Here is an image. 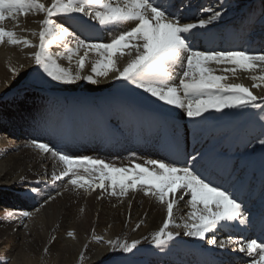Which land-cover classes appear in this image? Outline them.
<instances>
[{"label":"bare ground","instance_id":"1","mask_svg":"<svg viewBox=\"0 0 264 264\" xmlns=\"http://www.w3.org/2000/svg\"><path fill=\"white\" fill-rule=\"evenodd\" d=\"M42 2L51 4V0ZM175 5L182 15L188 16L182 22H191L193 14L207 19L210 13L200 9L211 7L220 11L221 17L213 24L246 32L251 39L261 43L264 50V0H186ZM41 19L43 13L30 11L27 15L18 14L16 22L5 20L0 26L15 31L18 37H27L38 43V35H32L31 30L39 31ZM209 26L211 30L219 31ZM94 32L87 34L94 38ZM103 38L111 39L112 35L108 32ZM202 42L204 39L198 43ZM36 50L23 44H0V264H114L118 257H110L113 251L105 241L116 237L129 242L133 239L140 241L132 253H127V264H212V259L200 255L191 246H216L183 235V228H169L181 235L163 250L151 242V233L162 225L166 215L164 206L154 197L145 195L139 188L129 190L126 196H113L110 189L103 196H100L99 189L90 195H85L82 189L74 191L69 185V177L52 180L53 170L59 174L63 166L50 154L39 153L31 144L37 139L72 155L103 159L117 167L158 158L174 161L175 157L163 147L158 118L168 113L170 122L179 125L172 117L189 119L186 113L156 100L127 81L112 79L111 74L108 78L93 74L98 83L81 79L65 84L49 78V89L28 86L26 90L24 84H28L26 80L30 71L38 67L31 56ZM52 51L64 50L53 46ZM95 59V54L90 53L82 75L92 74L90 64ZM126 60L127 57L120 59L121 68ZM59 62L69 66L67 59ZM210 67L216 74H226L223 69L228 66L213 63ZM71 68L76 70L75 60ZM253 74L259 75L260 69L255 73L238 70L235 77L227 73L228 82L251 87ZM19 88L24 92L13 94ZM252 91L264 96V85L252 88ZM262 109L251 106L221 112L209 109L202 117H197L199 120L193 118L195 123L201 122L202 128L195 133L192 142L179 139L180 145L187 150L193 147L192 153L182 155L181 159L189 164L192 156L200 154L194 168L199 174L200 162L210 161L219 151L217 143L229 134L222 146L235 144L236 150L243 152V158L258 160L261 157L260 161H264V145L260 143L264 140V120L261 119L264 115H259L264 114ZM137 126H140L138 131ZM203 141L205 147L212 144L205 151ZM243 144L246 149L242 148ZM130 153L135 156L131 157ZM81 174L86 173L81 169ZM33 187L40 189L39 195L35 199L25 198L22 190ZM190 199V194L185 192L184 199L175 207L176 223L182 224L188 218ZM24 212L32 215L24 216ZM7 213L13 215L9 217ZM69 231L73 236L67 234ZM216 236L223 240L221 235ZM96 237L104 240L98 241ZM46 247L47 252L44 251Z\"/></svg>","mask_w":264,"mask_h":264},{"label":"snow or ice","instance_id":"2","mask_svg":"<svg viewBox=\"0 0 264 264\" xmlns=\"http://www.w3.org/2000/svg\"><path fill=\"white\" fill-rule=\"evenodd\" d=\"M30 11L43 13L39 31L31 30L32 35H38V43H33L27 37H18L15 31L0 26V44L6 42L36 48L31 56L38 66V75L42 74L41 79L47 77L65 84L81 79L98 83L93 74L105 78L111 74L112 79L127 81L156 100L182 109L189 118L202 117L209 109L221 112L246 106L261 108V104H264V96L252 91V88L264 85V51H215L197 47L198 42L205 38L200 30H206L222 15L211 7L199 10L210 13L207 19L193 14L191 22H182L188 16L180 13L173 0H51L49 5L42 0H0V22H16L18 14L27 15ZM185 12H188L187 7ZM74 26L83 31L99 30L116 34L109 42L88 35L82 39ZM53 46L64 51L53 52ZM90 53L96 56L90 64L92 74L82 75ZM124 57L127 60L121 68L119 61ZM61 59H67L69 66H63L59 62ZM73 60L75 71L71 68ZM213 63L228 66L223 69L226 74H216L210 67ZM177 67L181 68V73H176ZM257 69H260V74L251 75L250 79L254 81L251 87L228 82L227 73L235 77L238 70L255 73ZM12 71L15 72V69ZM261 119L264 120V117ZM260 143L264 145V140ZM31 144L39 153L50 154L54 161L63 166L59 174L53 170L52 180L69 177V185L74 191L82 189L85 195H90L99 189L100 196H103L110 189L113 196H126L129 190L139 188L145 195L154 197L166 212L162 225L151 233V242L161 250L181 235L179 231H170L169 228H183V235L197 237L220 249L237 243L238 251L251 257L249 264H264V240H233L231 236L225 240L217 239V230L237 222L247 225L249 217L245 215L243 204L237 197L214 186L194 170L196 156L191 157V166L184 167L157 159L117 167L103 159L72 155L37 139H33ZM81 169L85 175L81 174ZM178 192L181 195L178 196ZM185 192L191 197L188 200L191 211L180 224L175 221V207L184 199ZM39 193L37 187L22 190L25 198L35 199ZM6 215L10 217L13 213ZM23 215L30 217L32 214L24 212ZM142 222L137 223L136 227L139 228ZM67 234L73 236L72 231ZM96 239L104 240L103 237ZM105 243L113 252L132 253L140 241L133 239L129 242L116 237ZM47 250L46 247L44 251ZM83 255L81 253V259ZM114 264L119 262L114 261Z\"/></svg>","mask_w":264,"mask_h":264},{"label":"rangeland","instance_id":"3","mask_svg":"<svg viewBox=\"0 0 264 264\" xmlns=\"http://www.w3.org/2000/svg\"><path fill=\"white\" fill-rule=\"evenodd\" d=\"M85 19H87V18H85ZM89 23H94V22L89 21ZM76 28H77V26H74V30H76ZM88 32L89 31H83V34L82 35L81 34H78V32H77V35H80L81 38L83 39L85 35H88L87 34ZM88 36H90V35H88ZM38 73H39L38 67H36L35 69H33V70L30 71V74H29V76H28V78L26 80L29 85L28 84H24V87H26V90L28 89V86L29 87L30 86H36V87H39L40 86L39 88H42V89H45V88L46 89H49L50 88L49 87V82H48L49 81V78L43 77V79H41L40 77L42 76V74H39L38 75ZM24 87H22V88H24ZM23 90L22 89L17 90V91L14 90L13 94L20 93L21 91L24 92ZM34 220H36V217L33 218V221ZM126 255H127V253L125 254L123 252L117 251V253H114V252L111 253V256L110 257L117 256L118 259L116 260V262H119V264H127L128 256H126Z\"/></svg>","mask_w":264,"mask_h":264}]
</instances>
